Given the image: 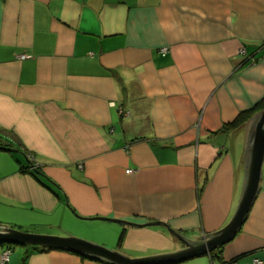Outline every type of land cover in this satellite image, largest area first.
Here are the masks:
<instances>
[{
  "label": "crops",
  "instance_id": "0c3cea01",
  "mask_svg": "<svg viewBox=\"0 0 264 264\" xmlns=\"http://www.w3.org/2000/svg\"><path fill=\"white\" fill-rule=\"evenodd\" d=\"M263 97L264 0H0V224L91 222L84 237L131 257L176 251L164 225L85 217L190 239L223 227L247 121L223 127ZM19 246L6 264H106ZM263 248L264 171L235 237L174 264H251Z\"/></svg>",
  "mask_w": 264,
  "mask_h": 264
},
{
  "label": "water",
  "instance_id": "95a60500",
  "mask_svg": "<svg viewBox=\"0 0 264 264\" xmlns=\"http://www.w3.org/2000/svg\"><path fill=\"white\" fill-rule=\"evenodd\" d=\"M244 135L245 170L240 198L231 219L216 231L203 234L198 239H190L161 220L136 223L105 216H80L132 226L164 225L172 235L184 244V247L176 251L131 257L119 250L110 249L106 246L75 236H59L23 231L5 224H0V243L6 245L63 249L106 264H174L210 254L212 251L230 242L240 231L258 195L263 175L262 165L264 161V109L257 111L247 120ZM11 150L16 151L15 149Z\"/></svg>",
  "mask_w": 264,
  "mask_h": 264
},
{
  "label": "trees",
  "instance_id": "16d2710c",
  "mask_svg": "<svg viewBox=\"0 0 264 264\" xmlns=\"http://www.w3.org/2000/svg\"><path fill=\"white\" fill-rule=\"evenodd\" d=\"M262 109H264V97L253 108H251L249 110H246V111H242L232 122H230L229 124L225 125L223 127V130H232V129L233 130H236V129L240 128L241 126L244 125V123L247 121V119L250 116H252L254 113H256L257 111L262 110ZM37 168H35V169H37ZM6 246H9L10 247V244L9 245H6ZM217 250L218 249H216L214 251H217ZM214 251H213V253H214ZM211 255L213 257V254H211ZM232 262H234V261L233 260L228 261V262L226 261V262H223L221 264H230Z\"/></svg>",
  "mask_w": 264,
  "mask_h": 264
},
{
  "label": "rangeland",
  "instance_id": "374dc122",
  "mask_svg": "<svg viewBox=\"0 0 264 264\" xmlns=\"http://www.w3.org/2000/svg\"><path fill=\"white\" fill-rule=\"evenodd\" d=\"M241 137H242V134L239 136V140H241ZM262 169L264 171V161H263ZM71 228H72V230H74L73 231L74 233H71L70 236H75V237L82 238V239H85V240H88V241H92V242H95L97 244H100V245H103V246H106V247L112 249L110 246H107L105 244H102L100 242L94 241V240H92L90 238H87V237L83 236V235H89L90 232H92L91 229L93 228V225L91 224V222H89V223L86 222V223H82L80 225H75V226H73ZM59 236H67V235H59ZM10 247L11 248H16V247H20V246L19 245H10Z\"/></svg>",
  "mask_w": 264,
  "mask_h": 264
},
{
  "label": "built area",
  "instance_id": "2783aa9c",
  "mask_svg": "<svg viewBox=\"0 0 264 264\" xmlns=\"http://www.w3.org/2000/svg\"><path fill=\"white\" fill-rule=\"evenodd\" d=\"M241 53H245V48H242ZM25 57V55H20V58ZM11 254V247L5 246L3 252H2V264H6L9 260ZM217 264V263H212ZM230 264H236L235 262H232ZM251 264H264V248L262 249V253L260 255H253L251 259Z\"/></svg>",
  "mask_w": 264,
  "mask_h": 264
}]
</instances>
